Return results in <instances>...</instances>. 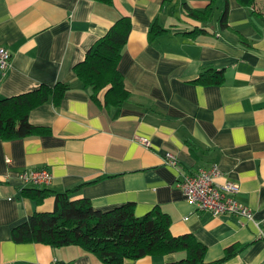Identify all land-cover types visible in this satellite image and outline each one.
Listing matches in <instances>:
<instances>
[{
	"label": "crops",
	"instance_id": "crops-1",
	"mask_svg": "<svg viewBox=\"0 0 264 264\" xmlns=\"http://www.w3.org/2000/svg\"><path fill=\"white\" fill-rule=\"evenodd\" d=\"M211 0H0V44L13 54L0 72L3 97L25 93L42 83L70 85L61 105L49 101L30 113V121L49 135L0 139V264H50L56 256L71 264H104L81 247L16 243L12 229L35 211H52L55 197L37 204L21 194V173L48 167L49 186L79 187L99 210L133 202L143 216L159 206L171 217L174 235L193 233L207 245L206 262L225 249L242 250L222 264H264V0L255 7L229 1L228 23L220 27L224 1L210 22L191 17L186 5L202 10ZM132 21L119 70L131 95L120 113L91 97L74 66L121 16ZM166 29L149 40L152 24ZM196 27L208 33L192 36ZM208 68L223 69V84L194 82ZM147 137L149 144L141 142ZM168 154L178 166L167 163ZM9 157V159H7ZM217 163L218 183L236 181L239 200L254 210L260 225L228 214L198 210L176 185L181 172ZM44 187V186H39ZM185 251L146 255L127 264H172Z\"/></svg>",
	"mask_w": 264,
	"mask_h": 264
},
{
	"label": "trees",
	"instance_id": "trees-1",
	"mask_svg": "<svg viewBox=\"0 0 264 264\" xmlns=\"http://www.w3.org/2000/svg\"><path fill=\"white\" fill-rule=\"evenodd\" d=\"M111 5L113 0H95ZM218 0H211L202 10L186 5L189 15L203 22H210ZM241 5L255 7L258 0H237ZM224 10L219 21L222 29H231L228 23L229 1H224ZM261 7V6H260ZM259 14L264 16V8ZM131 18L121 16L87 51L84 60L74 66L75 73L84 87L91 90L92 99L101 104L99 94L106 90L104 105L114 108L119 114L131 93L125 86V78L119 70L123 51L132 30ZM164 29L155 21L149 31V40L154 41L164 34ZM209 29L196 27L186 32L197 36ZM223 69L208 68L194 82L220 85L225 82ZM70 85L57 82L42 83L38 88L3 97L0 94V139L12 140L38 135H49L51 129L33 124L29 117L36 107L46 102L61 105ZM79 187L64 191L49 187H24L23 196L35 203H42L48 196L55 197L52 211H35L29 218L12 229L16 243L37 242L63 247L76 245L95 256L104 264H127L146 255H165L185 251L186 256L172 264H222L242 250L235 244L225 249L222 258L206 262L207 245L193 233L174 235L171 232V217L159 206L143 216L135 214V204L128 202L110 210H99L87 197L73 198Z\"/></svg>",
	"mask_w": 264,
	"mask_h": 264
},
{
	"label": "built area",
	"instance_id": "built-area-1",
	"mask_svg": "<svg viewBox=\"0 0 264 264\" xmlns=\"http://www.w3.org/2000/svg\"><path fill=\"white\" fill-rule=\"evenodd\" d=\"M12 51L0 44V72L6 71L12 64ZM141 142L149 144L147 137H141ZM9 159V157L7 158ZM167 163L178 166L179 161L168 154ZM221 169L217 163L194 172H181L176 185L183 191L186 198L194 203L198 210L208 211L212 216L233 214L241 216L260 225L255 217L254 210L238 199L240 185L236 181L218 183ZM21 177L26 184L36 186H49L53 181L52 171L46 167H32L24 170ZM50 264H71L54 257Z\"/></svg>",
	"mask_w": 264,
	"mask_h": 264
},
{
	"label": "rangeland",
	"instance_id": "rangeland-1",
	"mask_svg": "<svg viewBox=\"0 0 264 264\" xmlns=\"http://www.w3.org/2000/svg\"><path fill=\"white\" fill-rule=\"evenodd\" d=\"M264 2V1H263ZM261 7H263L264 8V5H261Z\"/></svg>",
	"mask_w": 264,
	"mask_h": 264
}]
</instances>
